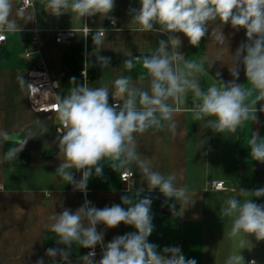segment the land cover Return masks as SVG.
Returning a JSON list of instances; mask_svg holds the SVG:
<instances>
[{
    "label": "crops",
    "instance_id": "crops-1",
    "mask_svg": "<svg viewBox=\"0 0 264 264\" xmlns=\"http://www.w3.org/2000/svg\"><path fill=\"white\" fill-rule=\"evenodd\" d=\"M32 1L31 9L19 11L17 0H13L12 18L19 29L6 32V40L0 49V130L15 137V142L23 138L28 130L37 133L36 138L30 139L18 154L17 160L11 162L4 160V156L14 146V141L0 139V184L4 186L3 191H0V264H36L41 258L44 264H51V259L45 255L46 250L65 249L64 245L56 244L58 237L48 227L51 223L49 217L54 212L61 213L64 209L75 212L85 200L98 209L114 204L126 208L121 197L130 195L135 198L134 193L141 188L144 189L141 198L148 196L152 200L154 230L148 241L157 246V251L162 252L165 247H179L186 259H195L197 264H225L228 256L238 250V239L229 237L231 220L220 219V209L227 198L235 196L244 187L241 185V157L252 164L257 177L256 186L244 188L256 190L264 187V163L253 161L247 147L252 132L264 137V112L259 111L264 101L257 102L254 122L249 119L236 133L222 135L213 133L210 128H201L202 122L193 119L192 113L186 110L192 107L193 100L192 93H188L186 103L175 116V133L149 130L137 136V151L142 158L153 160V170L165 176L175 173L178 177L177 187L186 188L188 199L181 205L174 199L166 200L159 189L148 192L147 182L142 179L135 165L128 169L133 172V177L127 183L121 179L124 169L115 172L105 164L102 177L93 175L89 179L86 194L74 191L73 185L62 180L56 172L63 160V154L57 148V139L61 135L56 132L59 124L57 114L34 112L27 98V85L21 88L17 77L21 75L27 83V72L42 57L57 84L59 95H66L72 85L63 83L64 53L70 44L79 41L84 46L82 69H86L87 79L83 78L80 71L81 80L78 83L87 82L90 87H96L120 75L131 77L135 82L145 70L141 63L134 61L135 70L129 76L123 66L128 58L125 53L130 51L133 57H143L158 46L159 40H167V36L142 33L138 25L130 22L129 10L139 9V0H115V9L111 13L116 18L115 26H111L107 18L101 21L99 16L81 20L75 13H65L56 17L48 13V0ZM32 14L34 20L29 21ZM83 23L94 30L87 38L81 32ZM36 27L41 29L38 34L39 53L30 45ZM214 27L216 24L209 27L208 34L198 48L192 47L183 34H177L181 40L179 51L185 55L184 59L199 61L207 58L206 71L199 77L203 89H207L217 79L225 83L232 81L228 70L232 62L231 55L241 43L246 42L244 29L236 30L227 24L221 29L226 37L221 45L211 40ZM60 28L79 31L70 43H57L52 30ZM99 28L106 29L100 55L110 57L107 69L101 68L94 53L92 36ZM88 39L92 46L87 50ZM29 50L32 54L27 57L25 53ZM221 50L224 63L217 61L210 67ZM236 82L244 84L246 90L251 88L243 65H240ZM256 95L253 91L248 102L254 100ZM114 102L110 94L109 103ZM37 120L49 128L42 137L36 126ZM72 172L74 179L79 181L82 172L74 169ZM212 179L225 180L227 189L211 188L209 183ZM253 202L264 205V196L253 198ZM97 231L104 233L106 244L117 236L136 230L121 223L112 229L98 224ZM249 239L245 240L246 248L241 250L245 264L251 259H255L257 264H264V241L257 242L254 237ZM87 253V248L74 244L69 257L71 264H83L82 256ZM100 258L97 256L95 260ZM56 260L59 264L60 257L57 256Z\"/></svg>",
    "mask_w": 264,
    "mask_h": 264
},
{
    "label": "clouds",
    "instance_id": "clouds-1",
    "mask_svg": "<svg viewBox=\"0 0 264 264\" xmlns=\"http://www.w3.org/2000/svg\"><path fill=\"white\" fill-rule=\"evenodd\" d=\"M139 5V9L129 10L130 22L138 25L142 33L164 34L167 40H159L158 46L143 57H133L130 51L125 53L128 57L123 62L125 69H133L135 60L145 70L135 82L131 77L120 75L108 83L90 87L87 82L78 83L73 77L68 93L54 96L57 119L63 129L57 139L63 160L60 159L62 162L56 172L62 180L73 185L74 191L86 194L89 179L93 175L102 177L105 164L115 172L121 169L127 172L135 165L147 182L148 192L159 189L166 200L174 199L181 205L188 199L186 188L177 187L175 173L165 176L153 170V160L142 158L137 151V136L149 130L175 133V116L186 103L188 93H192L193 100L192 107L186 110L192 113L195 121L202 122L203 129L210 128L213 133L223 135L236 133L249 119L255 121L257 102L264 101V0H139ZM47 8L48 13L56 17L75 13L81 20L99 16L101 21L107 18L113 26L116 24V18L111 15L115 0H48ZM12 14L13 0H0V32L19 29ZM28 20H34V14ZM83 24L84 37H87L92 29ZM213 24L216 27L211 31V40L222 45L226 37L221 29L230 24L233 29L245 30L246 42L231 55L228 70L232 81L225 83L217 79L203 89L199 77L206 71L207 58L199 61L184 59L185 55L179 51L181 40L177 34H183L192 47L198 48ZM105 36L104 28L96 29L92 36L94 53L102 69H107L110 64V57L100 55ZM222 56L221 50L210 67L217 61L223 62ZM240 65L251 85L247 90L244 84L236 82ZM17 80L21 88L25 85L36 88L27 84L21 75ZM253 91L257 95L249 103ZM110 94L115 101L111 104ZM37 110L44 111L42 108ZM259 111L264 112V106ZM36 126L41 137L49 131L39 120ZM36 135L33 130H28L15 142V137L0 130V139L14 141L4 160H17L18 154ZM247 147L253 161L264 163V137L252 132ZM66 169L82 172L81 179L76 181L72 170ZM143 191V188L137 190L135 198L122 196L121 202L126 208L114 204L98 209L85 200L75 212L69 209L54 212L49 217L48 227L58 237L56 244L64 245L65 249L46 250L51 264H57V256L60 257L59 264H71L69 257L74 244L91 249L82 256L83 264H197L195 259H186L179 247H165L161 252L155 244L149 243L148 238L154 230L152 200L148 196L141 198ZM262 196L264 187L256 190L241 187L235 196L224 201L220 219L231 220L228 235L238 239V250L228 256L225 264H245L241 250L246 248L245 240H250L249 237H254L257 242L264 241V205L253 202V198ZM121 223L136 231L117 236L105 244L104 233L97 231V225L112 229ZM97 245L103 249L98 261L95 260ZM36 264H44L43 258ZM248 264H257V261L253 259Z\"/></svg>",
    "mask_w": 264,
    "mask_h": 264
},
{
    "label": "built area",
    "instance_id": "built-area-1",
    "mask_svg": "<svg viewBox=\"0 0 264 264\" xmlns=\"http://www.w3.org/2000/svg\"><path fill=\"white\" fill-rule=\"evenodd\" d=\"M32 6H33L32 0H17V8L19 11H27L31 9ZM110 25L113 26L111 21H110ZM83 29L84 27L81 29V32L85 36L86 34ZM40 31H41L40 28L38 27L34 28V35L30 40V45L33 46L36 49V52L38 53L40 52V50L38 49V45H39L38 34ZM52 31L54 32L55 41L57 43H70L71 39L76 36L79 30L60 28V29H53ZM6 32L7 31L0 32V37H3V39H0V49L2 48L3 43L6 40L7 37ZM93 32L94 30L92 29V31L88 34V36L93 34ZM31 54L32 51L30 50L25 53L27 57H30ZM81 75L83 76L84 79H87L86 69L81 70ZM27 79H28L27 84H31L34 87H36V88H30L27 86L26 89V94L31 109L37 113H56V109H55L56 102L54 96L59 94L57 91V84L50 76L42 60V57L40 61L33 63L32 69H30L27 72ZM41 108L44 109V111L37 110ZM62 130H63L62 125L59 122V124L56 126V132L60 134ZM132 177H133V172L131 171H127V172L123 171L121 173V179L124 183H127L128 180H130ZM209 186L216 190L227 189L226 182L223 179H212L209 183ZM0 188L3 189L4 186L0 184ZM89 251H91V249H88V252ZM95 253H96L95 257L97 256L102 257L103 249L100 245H98L95 248Z\"/></svg>",
    "mask_w": 264,
    "mask_h": 264
},
{
    "label": "trees",
    "instance_id": "trees-1",
    "mask_svg": "<svg viewBox=\"0 0 264 264\" xmlns=\"http://www.w3.org/2000/svg\"><path fill=\"white\" fill-rule=\"evenodd\" d=\"M91 42L87 41V50L91 48ZM83 42H73L69 45L64 53V59L62 64V74H63V83L71 85L69 82L73 77L76 81H80V71L83 66ZM135 61V60H134ZM133 61V62H134ZM135 67L131 70H127L128 75L132 76L131 72H134ZM80 83V82H79ZM241 168L243 171V178L241 185L244 187H253L256 186V173L253 170L252 164L241 157Z\"/></svg>",
    "mask_w": 264,
    "mask_h": 264
}]
</instances>
